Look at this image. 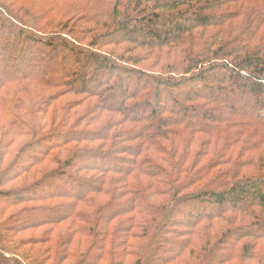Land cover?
Instances as JSON below:
<instances>
[{
    "label": "trees",
    "instance_id": "obj_1",
    "mask_svg": "<svg viewBox=\"0 0 264 264\" xmlns=\"http://www.w3.org/2000/svg\"><path fill=\"white\" fill-rule=\"evenodd\" d=\"M260 113L264 0H0V264H264Z\"/></svg>",
    "mask_w": 264,
    "mask_h": 264
},
{
    "label": "rangeland",
    "instance_id": "obj_2",
    "mask_svg": "<svg viewBox=\"0 0 264 264\" xmlns=\"http://www.w3.org/2000/svg\"><path fill=\"white\" fill-rule=\"evenodd\" d=\"M135 22H136V20H135ZM134 21H133V24L135 23ZM164 23H166V24H168L166 21L165 22H161V23H158V28H161V26L162 25H164ZM133 26H135V25H133ZM4 30H5V28H4ZM17 43L16 42H13V41H9V42H7V46H8V50L9 51H13V50H15L16 49V47H17ZM19 46V45H18ZM36 50H41V49H36ZM43 52V56L45 57V58H49V56H48V51H42ZM65 54H67V53H65ZM67 58H68V62L67 63H64V64H62L61 62V60H60V58L58 59L59 61H58V63H59V65H60V67L59 66H57L54 62L52 63V66H50L49 67V69H48V71H50V72H53L54 74H60L61 73V71L62 72H72V73H76V70H78V69H80L81 67H77V66H75L74 64H73V62L71 61V57H70V55H69V57H68V55L66 56ZM26 58V59H25ZM27 58H28V60H29V58H31V57H24V59L27 61ZM25 61V62H26ZM1 67H3V66H1ZM82 70H83V73H85V74H88L89 72H90V70H87V69H83L82 68ZM92 73V72H91ZM89 76L90 75H88L87 76V78H89ZM121 77V80L123 81V83H125V86L128 88V91H130V90H132L133 88H134V86L135 85H140V86H143L144 85V81H142L141 83H137V82H135V79L134 78H132V79H130V80H128L127 81V79L124 77V76H120ZM107 78H108V76L106 77V75L104 76V75H102V77L101 78H99V82L100 81H106L107 80ZM207 78H209V79H211L212 81H215V83L216 84H214V88L217 86V85H219L222 81L217 77V75H215V74H207ZM76 80L77 81H79V78H77L76 77ZM89 80V79H88ZM225 81H226V79H224ZM224 85H227V84H224ZM200 86L201 85H199L198 83H194L193 85H192V87H191V89L193 90H195V88L196 89H199L200 88ZM89 87H90V90H93L94 89V87L93 86H90L89 85ZM120 90H117V91H115V92H113L112 93V95H114V97L115 98H117L118 99V101L120 102L121 101V95H120ZM185 92H187V90L185 89V90H183L182 91V93H185ZM240 92H241V90H235L234 88H229V92H227V94H225L224 96H221L220 98L221 99H225V100H230L231 98H230V93H233L234 95H238V94H240ZM205 94V93H204ZM207 96V95H206ZM177 97H178V101H180L179 103H182V102H184V96H181L180 94H177ZM73 99V97H67L66 98V101H70V100H72ZM248 102V101H247ZM252 103V102H251ZM159 105L160 106H166V107H168V108H172L173 110H175L174 112H175V114H176V117L177 118H179L180 117V112H181V109H180V105L181 104H179L178 105V107H172V105L167 101V99H165L164 101H161L160 103H159ZM248 106L249 107H247L246 105H243V106H241V108H244V109H247V112H254V110L255 109H253V108H251L250 107V105L248 104ZM117 107H119V105H117ZM202 110V109H201ZM201 110H198V112H200ZM255 114V113H254ZM261 114V113H260ZM196 115H200V113H198V114H189V119L190 120H193V118L196 116ZM256 115V114H255ZM261 116H263L264 117V113H262L261 114ZM24 143H21L20 144V146H22ZM250 156V155H249ZM255 156H257V154L255 155ZM88 160H86V162H87ZM96 165H99V163H98V161H96V163H95ZM107 165V167L109 166V167H115L116 165L114 164V163H108V164H106ZM49 169H53V166H51ZM249 172H251V171H249ZM59 183L58 182H54L53 184H51V186H49V188H48V190L49 191H53V190H55L56 189V187H58L59 185H58ZM65 186H66V184H64ZM18 186V185H17ZM67 187V186H66ZM66 189H68V188H66ZM74 191V190H73ZM77 190H75V192H76ZM71 192H72V190H71ZM238 207H240V208H246L247 207V204H246V201H240L239 203H238ZM199 207H197V209L194 207V208H189L188 206L187 207H183V211L185 212V213H187V215L185 216V218L183 219L184 221H189V217H191L190 219H192L193 218V216H195V213L197 214V213H199V211H201V213H203L204 212V214H211V215H216L217 214V212H218V209H217V207L216 206H213V205H202V207H201V209L199 208ZM259 209V208H258ZM189 216V217H188ZM45 218H47V216L46 215H44V213L43 212H40L39 214H37V215H35V217L33 216L32 217V221L31 222H35L36 220H41V219H45ZM178 218H180L181 219V217H178ZM244 222H246L247 221V218H244ZM30 222V220L28 219V220H24L22 223H29ZM217 222H219V221H217ZM21 223V224H22ZM220 223V225L221 226H224L225 224H223L222 222H219ZM218 227V226H217ZM225 227V226H224ZM37 230H34L33 232H29V233H34V232H36ZM173 249L174 250H176L177 248L175 247V246H173ZM6 257H8L7 255H6ZM2 264H3V262H2Z\"/></svg>",
    "mask_w": 264,
    "mask_h": 264
}]
</instances>
